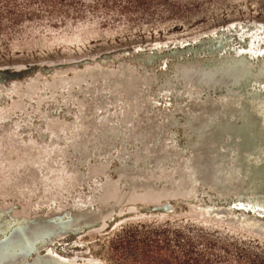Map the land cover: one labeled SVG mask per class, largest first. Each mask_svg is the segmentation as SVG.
Listing matches in <instances>:
<instances>
[{
	"label": "bare ground",
	"instance_id": "6f19581e",
	"mask_svg": "<svg viewBox=\"0 0 264 264\" xmlns=\"http://www.w3.org/2000/svg\"><path fill=\"white\" fill-rule=\"evenodd\" d=\"M228 25L233 23L207 32L204 39L184 38L170 41L172 43H154L142 51L122 50L123 54L131 58L135 55L132 59H139L144 65H158L157 71L143 74L141 67L126 63L104 68L92 64L67 77L70 80L67 81V88L77 86L78 90L84 88L87 93H94L89 104H101L103 110L108 109V103H101L104 98L98 92L111 88L114 93L120 94L124 105L131 108L140 105L143 115L150 116L149 121L140 118L136 128H133L132 121L129 122L127 125L130 129L127 132H121L113 123L116 127L105 144H101L100 136L109 134L108 131L101 129L99 123L93 124L87 137L88 140L91 137L89 147L81 136L76 145L78 148L74 151L82 152L79 158L82 163L90 160L98 164L108 162L111 150L115 148L116 154L113 156L119 165L114 176L123 192L130 191L132 183L138 184L133 190L143 187L147 179L146 172L154 176L156 188L168 185L172 179H185L189 172L203 176H226L234 184L220 197L225 209L217 213L238 217L242 222L264 232V26L255 22L242 26L240 22L238 25L242 26L241 29L235 27L228 30ZM235 35L240 41L238 47L232 44ZM161 48H166L165 53L168 55L165 57L172 60L165 65V70L162 68L165 60H156L158 57L155 52ZM118 59L119 62L127 61L126 58L113 55H101L99 61L114 63ZM85 75L90 82H80V78ZM0 76L1 81L7 79L4 74ZM57 80L60 77L55 75L45 78L50 88L59 87ZM103 85L107 87L102 89ZM2 93L0 100L6 95ZM156 101L161 102L164 111L155 113L153 110L154 113H151ZM116 102L118 100L114 101L115 105ZM89 104L87 106L91 110ZM64 107L71 109L74 105L66 104ZM120 107L121 104L116 108L120 110ZM35 116L44 121L39 115ZM243 119L247 120L245 125ZM31 127L25 125L19 128L30 130ZM176 131L179 134L174 136ZM36 135L47 137L40 129ZM178 137L181 142L177 141ZM120 144L122 148L118 149ZM79 159L74 158L76 161ZM102 171L99 179L87 184L86 196L79 197L74 192L70 197L69 203H74L72 200L79 202L68 209V217H65L66 213L55 216L59 211L52 210L53 217L31 218L28 225L19 224L9 235L0 238V264H102L96 259L62 257L45 247L61 242L64 239L63 231L73 221L102 209L113 208L107 204L103 208L99 207L93 201V198L100 197L103 178L107 177L105 169ZM89 178L85 174L79 180L86 183ZM153 183L147 186H154ZM199 189L200 194L206 193L205 187ZM90 203L95 206H88ZM232 206L238 209H231ZM92 207L96 210L91 211ZM157 207L167 209L166 206ZM194 208L213 207L210 203L201 202L194 204ZM80 210L83 213H78ZM31 253L34 255L28 260Z\"/></svg>",
	"mask_w": 264,
	"mask_h": 264
},
{
	"label": "rangeland",
	"instance_id": "374dc122",
	"mask_svg": "<svg viewBox=\"0 0 264 264\" xmlns=\"http://www.w3.org/2000/svg\"><path fill=\"white\" fill-rule=\"evenodd\" d=\"M240 22L244 25L255 22L264 26V0H0V75L4 74L8 78L1 81L0 85L9 88L10 81H22L32 73L47 76L48 74L41 69L55 71L73 68L71 73L67 74V78L78 69H82L84 63L81 61L87 58L88 61L92 58L94 64H99L103 68L126 63L141 67L143 74L157 71L158 65H144L139 62V59H132L135 55L131 58L123 54L122 50L142 51L154 43L168 41L172 43L170 41L195 37L204 39L206 33L211 30ZM235 36H233L232 44L238 47L240 41ZM165 50L166 48H161L155 52L157 61L165 60L162 67L164 70L165 65L172 61L169 57H165L168 55ZM101 55H113L126 58L127 61L119 62L118 59L114 63H101L99 61ZM68 60H76V62L66 63ZM55 62L58 63L47 65V63ZM106 87L103 85L102 89ZM2 92L6 95L0 100V107L7 108L15 96H11L8 89H3ZM133 100L134 98L131 99ZM103 102L108 103L109 100L105 98L101 103ZM153 104L151 113L153 110L155 113L163 110L161 102L156 101ZM89 105L94 118L93 124H101V129L109 133L100 136L101 144H105L110 139V134L116 127L113 123L117 122V128L122 130L121 132H127L130 129L127 125L129 122L132 121L133 128H136L140 118L144 121L150 119L149 115H143L140 105H137L136 112L123 110L124 119L117 116L119 110L116 107L120 105V102H116V105L114 101L108 103V109L104 110L101 104L91 102ZM51 106L49 104L46 107L47 118L62 122L74 121L73 117L76 115L74 107L70 109L60 105V108L51 109ZM30 108L31 105H27L26 111ZM133 108L136 109V106ZM15 114L7 118L0 126V130L14 133L23 143L41 144V141H47V137L36 135V131L42 129L45 121L32 115L28 121H24L25 125L32 126L30 130L15 128L11 126V123L22 119V116ZM129 115L130 119L127 122ZM107 117L110 119L107 120ZM178 134L177 131L174 132V136ZM90 139L91 137L86 143L87 146L90 145L88 144ZM177 141L181 142V138L178 137ZM118 146V149L122 148L121 144ZM127 150L129 151V148ZM73 153L66 161L72 173L78 178L86 174L87 167L96 169L106 167L107 177L103 178V182L109 180V183L116 184L114 171L119 163L113 156L116 154L115 148L111 150L108 162L102 161L98 164L91 163L90 160L82 163L79 159L82 152L75 150ZM74 158L79 160L76 161ZM100 175L101 173L92 179H87L86 183L76 185L73 191L78 193L79 197L86 196L89 187L87 184L99 179ZM31 201L34 202V199ZM186 203L179 197L164 198L158 200L157 204L161 207L170 205L169 212L145 213L143 203L126 202L116 209L117 211L111 212L108 215L109 218L82 228L81 237L77 240L73 237L68 239L65 237L61 241L62 244L71 241L72 244H78V248L66 251V255L54 250L52 252L66 258L96 259L102 264H146L143 257L144 249L139 245V225H144L148 230L159 226L160 230L165 231L162 235L169 240H177V245L183 246L188 238H192L193 251L197 254L207 253V256L209 254L208 258L212 264H264V240L222 221H214L216 219L195 214L190 211ZM33 207L30 209L31 214L34 213L35 216L37 215L36 218L43 219L48 211L53 212L60 207L65 209L66 205L53 203L48 208L44 205L40 207L33 205ZM21 208L22 205L15 199L0 198V238L9 235L18 227L13 220H18V223L22 225L26 223L14 217ZM92 210L96 208L92 207ZM64 213H66L65 217H68L69 212ZM78 213L83 211L80 210ZM56 215H60V212ZM183 219L217 225L218 228L215 231L220 235L227 229L233 233L227 234V237L234 238L238 235L240 242L237 239L234 241L213 239L212 246L206 249L202 238L194 232L196 230L189 224L180 222ZM195 227L200 226L195 224ZM174 231L179 232V238L172 235ZM213 237L218 238L216 235ZM175 252L174 256L179 261L182 260L180 250ZM32 255L34 253H31L27 259L30 260ZM205 260V257L203 261L202 257H199L197 264H204Z\"/></svg>",
	"mask_w": 264,
	"mask_h": 264
},
{
	"label": "water",
	"instance_id": "95a60500",
	"mask_svg": "<svg viewBox=\"0 0 264 264\" xmlns=\"http://www.w3.org/2000/svg\"><path fill=\"white\" fill-rule=\"evenodd\" d=\"M242 26L245 25L242 24ZM242 26L233 23V25H228L227 29L232 30L235 27L241 29ZM87 59L81 61L84 63L83 66L94 64L92 58L90 61ZM72 62H76V60L66 61V63ZM57 63H47V65ZM75 64L78 65V63ZM13 69L18 68L13 67ZM41 70L45 74H48L47 76L55 75L60 77V80L56 81L59 87L50 88L47 86V82L45 81L47 76H42L39 73H32V75L22 81H10L9 88L0 85V94H3V89H8L10 95L15 96V99L12 100L7 108L0 107V126L3 125L11 114L15 113L16 116H22L21 121L11 123V126L15 128L25 126L24 121H28L34 114L39 115L45 121L41 130L47 136V141H41V144L35 142L23 143L14 133L3 129L0 130V198L15 199L17 203L22 205V208L14 217L15 219L19 218L21 221H26L25 225L30 223L31 218H36L37 216H34L30 212V209L34 208L33 205L37 207L44 205L48 208L53 203L63 204L66 205V208L60 207L57 210L63 214L71 208V205L76 206L79 202V200H72L74 203H69L71 202L70 197L74 194V187L80 184L81 180H79L76 174L72 173L66 160L74 154L73 151L81 136H83L84 141H88L87 137L93 129L94 120L91 115L90 106H87L89 100L93 98L94 93H87L84 88L78 90L77 86L67 88V81L69 82L70 80L66 76L71 73L73 68L55 71H51L50 69ZM80 82H90V79L85 75L80 78ZM54 87H56V84ZM98 94H101V97L104 99L107 98L109 104L118 100L121 107L117 116H121L123 119V110L135 112L138 110L137 108L124 105L120 94L114 93L111 88L104 89L101 93L98 92ZM49 104L54 107L73 104L76 110L74 121L62 122L47 118L45 110ZM27 105H31L28 111H26ZM129 118L130 115L126 119L127 122ZM242 123L245 125L247 120L243 119ZM115 125H118L117 122ZM99 126L101 127L102 125L99 124ZM102 169L87 167L86 178L96 177L103 172ZM145 175L147 179L143 187L139 186L137 190H133L138 184L132 183L130 191L127 192L121 191L119 184L109 183V180L103 183L100 197L98 199L93 198V201L95 200L96 205L99 207L103 208L107 204L113 208L105 211L102 209L91 216L73 221L71 226L63 231V238L67 237L68 239L69 237H73L77 240L81 237L80 232L82 228L106 219L108 214L110 215L111 212H115L122 203L141 202L145 205L143 208V212L145 213L167 211L171 209V206L167 205V209H160L157 207L158 200L179 197L187 202L186 204H188L190 211L193 213L204 218L207 217L208 219L214 217L218 219L214 221H222V223L240 228L264 240V232L257 230L252 224L244 223L238 217L224 216L217 213L225 209V203L220 200V197L224 195L227 188L231 187L230 185L234 184V181L228 180L226 176L222 177L217 174L203 176L202 174L197 175L189 172L185 176V179H172L168 185L163 184L156 188L153 183L155 181L154 176L148 172ZM182 176L184 175L182 174ZM182 182L186 183V185H183ZM150 183H153L154 186H147ZM202 187L207 189L204 191L206 192L205 194H200L199 188ZM32 199H34V202L31 201ZM201 202L210 203L213 208H194V204ZM88 206L95 205L90 203ZM233 208L235 210L238 209L235 206L231 207V209ZM53 215L52 212L48 211L46 217L43 218H51ZM89 220L91 222H84ZM13 223L16 224L15 226L19 225L18 220H13ZM60 243L62 244V242ZM60 243H56L55 246L47 244L45 246L46 250H54L59 254L66 255V251L79 247L78 244H72L71 241L65 242L62 245Z\"/></svg>",
	"mask_w": 264,
	"mask_h": 264
},
{
	"label": "trees",
	"instance_id": "16d2710c",
	"mask_svg": "<svg viewBox=\"0 0 264 264\" xmlns=\"http://www.w3.org/2000/svg\"><path fill=\"white\" fill-rule=\"evenodd\" d=\"M180 222H183V224L185 225L189 224L191 228H194V230H196L194 232L199 234V236L202 238L203 244L206 249H209L212 246L213 242L211 240L213 239L224 241H234L235 239H237V241L240 242L238 235H235L237 237L234 238L227 237V234H233L227 229L225 231L224 228H221L223 231H225V233H223L222 235H220V233H217L215 231V229L218 228L217 225L194 221L191 222L187 219H183V221ZM195 224L199 225L200 227H195ZM164 232V230H160L159 226L154 229L148 230L146 226L139 225V245L144 249L143 257L145 258L146 264H197L199 257H202V261L203 257L206 258L204 264H212V261L208 258L209 254L207 256V253L197 254V252L193 251L191 241L192 238H188L185 244L181 246L176 244L177 240H169L167 237H165V235H162ZM214 234L218 236V238L215 237V239L213 237L215 236ZM172 235L175 238H179L178 231H174ZM174 249L180 250L182 260L179 261L178 258L174 256L176 253Z\"/></svg>",
	"mask_w": 264,
	"mask_h": 264
}]
</instances>
